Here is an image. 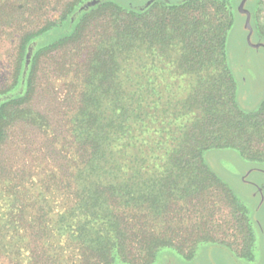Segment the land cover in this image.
Here are the masks:
<instances>
[{
	"label": "trees",
	"instance_id": "1",
	"mask_svg": "<svg viewBox=\"0 0 264 264\" xmlns=\"http://www.w3.org/2000/svg\"><path fill=\"white\" fill-rule=\"evenodd\" d=\"M85 1L0 0V264H151L182 235L193 254L233 250L214 233L237 198L204 153L264 161V104L237 102L232 19L201 0L103 1L36 50L15 93L29 44Z\"/></svg>",
	"mask_w": 264,
	"mask_h": 264
},
{
	"label": "rangeland",
	"instance_id": "2",
	"mask_svg": "<svg viewBox=\"0 0 264 264\" xmlns=\"http://www.w3.org/2000/svg\"><path fill=\"white\" fill-rule=\"evenodd\" d=\"M103 1L136 11L146 8L151 2V0H86L74 11L69 23L50 30L29 44L21 80L15 93L22 94L27 89L30 66L36 50L72 33L78 17ZM201 1L211 10L214 8L212 3L217 4L226 14L225 17L232 19L233 25L228 32L227 45L229 61L237 81V102L243 109H261L264 104V46L256 48L246 43L244 18L237 11L241 0ZM194 5L192 10L197 12V4ZM258 18L260 22H264V0H260ZM163 75L169 77L168 72H163ZM175 82H172L169 88H164V85L160 87L165 94V100L170 96L174 98L183 95ZM204 158L237 198V204L231 203L225 208V212L217 213V217L222 218L220 221L222 225L214 233L220 239L230 242L234 251L225 245L207 244L200 246L196 254H193L191 249H184L187 246H183L181 232L182 236L176 243L183 244L180 245L181 250L163 248L156 254L151 264H264V161L250 160L232 147L210 149L204 153ZM257 186L261 187L263 192ZM234 224L238 227H234ZM115 264L127 263L117 261Z\"/></svg>",
	"mask_w": 264,
	"mask_h": 264
},
{
	"label": "flooded vegetation",
	"instance_id": "3",
	"mask_svg": "<svg viewBox=\"0 0 264 264\" xmlns=\"http://www.w3.org/2000/svg\"><path fill=\"white\" fill-rule=\"evenodd\" d=\"M176 1H179V0H151V2H149V5L146 8H142V10H148L149 9V10H151V13H159L161 11V9L157 8V7L155 8L154 6L156 4H165L166 3L167 5H171V4H174ZM181 1H185V0H181ZM239 4L237 6V11H239ZM245 7L251 12V24L253 27L252 44L249 43L247 40V35L249 33V30L247 28H245V30H246V43L251 47H255L254 44H256V43H259V42L264 43V28H263L264 22H260V20L258 18V9L260 7V0H247ZM238 13H240L242 15V17L244 18V23H245L246 18H247L246 14L241 13L240 11ZM260 47H262V46H260ZM258 188L260 191L263 192V189L261 187H258ZM257 225L260 227L259 222H257Z\"/></svg>",
	"mask_w": 264,
	"mask_h": 264
},
{
	"label": "water",
	"instance_id": "4",
	"mask_svg": "<svg viewBox=\"0 0 264 264\" xmlns=\"http://www.w3.org/2000/svg\"><path fill=\"white\" fill-rule=\"evenodd\" d=\"M247 0H242L239 4V11L241 13H245L247 18H246V22H245V28H247L249 30V33L247 35V40L249 43L252 44V34H253V27L251 24V12L245 7ZM255 47H260V46H264L263 42H259L254 44Z\"/></svg>",
	"mask_w": 264,
	"mask_h": 264
}]
</instances>
